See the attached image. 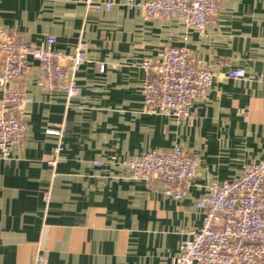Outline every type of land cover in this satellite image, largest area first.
<instances>
[{"label": "crops", "instance_id": "crops-1", "mask_svg": "<svg viewBox=\"0 0 264 264\" xmlns=\"http://www.w3.org/2000/svg\"><path fill=\"white\" fill-rule=\"evenodd\" d=\"M101 1L111 7L0 0V27L19 40L39 45L54 35L65 52L85 42L72 99L40 88L34 61L10 84L27 101L10 111L23 125L22 144L0 154V264H171L202 224L196 201L207 186L264 158V0H217L203 34L125 0ZM168 45L187 48L212 73L189 122L143 108L141 61ZM232 68L245 76L229 77ZM174 145L197 159L183 196L166 194L158 179L129 178L134 155Z\"/></svg>", "mask_w": 264, "mask_h": 264}, {"label": "built area", "instance_id": "built-area-1", "mask_svg": "<svg viewBox=\"0 0 264 264\" xmlns=\"http://www.w3.org/2000/svg\"><path fill=\"white\" fill-rule=\"evenodd\" d=\"M84 3L94 12L100 11L101 3L105 9L112 4L99 0ZM124 4L141 9L146 17L177 18L186 29L200 34L217 8V0H125ZM55 45L54 35L34 45L0 27V154L4 158L10 157L11 147H19L23 141L20 118L10 111H21L27 101L25 92L10 84L31 70V61L36 62L40 88L62 91L68 100L78 94L76 73L85 62V42L79 37L70 52ZM141 67L143 108L147 113L189 122L192 102L210 91L212 73L198 65L185 47L164 46L158 56L144 57ZM99 70H103V65H99ZM228 76L242 79L245 71L232 68ZM46 133L62 134L61 129H46ZM62 148L60 143L54 148L51 165L57 163ZM127 166L130 179H158L166 194L180 198L195 177L197 159L174 145L136 154ZM43 198H47V193ZM196 206L204 214L202 224L181 241L171 264H264V158L245 164L232 180L210 183Z\"/></svg>", "mask_w": 264, "mask_h": 264}]
</instances>
